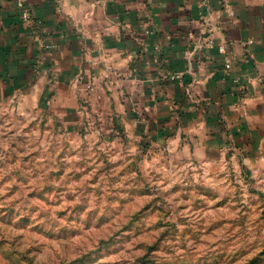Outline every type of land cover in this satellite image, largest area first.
I'll use <instances>...</instances> for the list:
<instances>
[{
    "label": "crops",
    "instance_id": "1",
    "mask_svg": "<svg viewBox=\"0 0 264 264\" xmlns=\"http://www.w3.org/2000/svg\"><path fill=\"white\" fill-rule=\"evenodd\" d=\"M17 1L0 108L264 177V0H23L27 20Z\"/></svg>",
    "mask_w": 264,
    "mask_h": 264
},
{
    "label": "rangeland",
    "instance_id": "2",
    "mask_svg": "<svg viewBox=\"0 0 264 264\" xmlns=\"http://www.w3.org/2000/svg\"><path fill=\"white\" fill-rule=\"evenodd\" d=\"M0 264H264V177L0 108Z\"/></svg>",
    "mask_w": 264,
    "mask_h": 264
},
{
    "label": "built area",
    "instance_id": "3",
    "mask_svg": "<svg viewBox=\"0 0 264 264\" xmlns=\"http://www.w3.org/2000/svg\"><path fill=\"white\" fill-rule=\"evenodd\" d=\"M17 5H18V7L21 9V18H22L23 20H27V19L29 18V12H28V9H27V7H26L24 1H23V0H18V1H17ZM51 45H52V44L49 43V44L46 45V47L49 48ZM219 49H220L221 51H223V50H224V47L221 45V46L219 47ZM226 67H228V64H227V63H226Z\"/></svg>",
    "mask_w": 264,
    "mask_h": 264
}]
</instances>
